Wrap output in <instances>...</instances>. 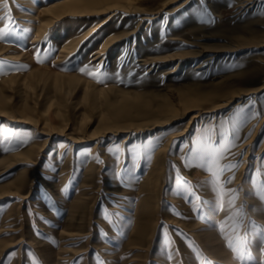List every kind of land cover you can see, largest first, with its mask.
I'll return each instance as SVG.
<instances>
[{
  "label": "rangeland",
  "instance_id": "374dc122",
  "mask_svg": "<svg viewBox=\"0 0 264 264\" xmlns=\"http://www.w3.org/2000/svg\"><path fill=\"white\" fill-rule=\"evenodd\" d=\"M56 1L0 0V264H264V0Z\"/></svg>",
  "mask_w": 264,
  "mask_h": 264
},
{
  "label": "bare ground",
  "instance_id": "6f19581e",
  "mask_svg": "<svg viewBox=\"0 0 264 264\" xmlns=\"http://www.w3.org/2000/svg\"><path fill=\"white\" fill-rule=\"evenodd\" d=\"M173 1H176V0H161V3L163 4V6H167L169 3L173 2ZM249 1L252 2L254 0H249ZM186 3L187 2H185L184 4H186ZM131 5L132 4H131L130 0H58V1L48 5L44 9V11L50 17L51 22H53L54 20H58V19L66 16V15H71L74 13L77 14L79 12L83 13V14H85V13L89 14V13H93L96 11H99V12L103 11L105 13H109V12L111 13L113 11L116 12L117 10H123L125 12H130L131 8H132ZM134 5L135 4H133V6ZM241 5H245V3H243ZM138 8L140 9L141 6H139ZM134 10H136V9L134 8ZM161 10H159V8H154L152 10H147V11L144 10L142 12V14H143L142 17L139 19L144 20L146 18H149L148 15L154 16L155 14L160 13ZM42 25H44V23ZM250 36H252V38H255V39H246L247 41L248 40L256 41V39L264 37V32H262V31L251 32ZM202 52L203 51H201V53ZM196 53H200V52H196ZM164 59L165 60H177L179 58H177V56L175 54H168V55L164 56ZM181 62H182V60H180V62L174 64L172 66V68L168 71V74L176 73L177 71H179L181 68V65H180ZM63 77H65V76H63ZM222 82H220L221 83L220 86H218V85L210 86V88H209L210 91H204V90L201 91L198 89L197 91L192 92V95H189L186 91L184 92V90H181L179 98H180L181 102L191 105L188 109L191 111V109H195L194 106L198 105V104H196V102H200L203 99L214 97V96H219L220 94L225 95V97L227 94H231V97L233 98L234 96H238L240 93H243V92H241L243 89L242 90H240L238 88L237 89H229V88L224 87L225 85H222ZM228 83H230V82H228ZM230 86L233 87V85H230ZM188 89L191 90L194 88H188ZM246 93H248V92H246ZM122 102H123L122 106H124V108H125L123 111H121L122 116L123 115H126V116L130 115V112L132 109H137L139 114H147V113L154 112L155 110L158 112L159 111H162V112L165 111L166 112L168 110L174 109V105L172 104V101H170V99L168 97L165 98L164 102L158 108L152 109V107H151L152 101L150 99L145 98L143 96V94H141V93L126 94V96L123 97ZM116 109H118V108H116ZM162 112H161V114H162ZM118 114H120V113H118ZM197 116L198 115H195L194 117H197ZM108 126H110V125H108ZM127 139L128 138H126L125 140H127ZM31 153H32V151H30V154ZM161 166H163V165H161ZM161 166H159V162L156 163V165L154 167L155 170L153 169L152 173L147 178L146 184L148 186L154 187V184H156V182L158 181L157 180L159 177L158 170L161 168ZM22 182H23V179L20 178L16 182H12V183L6 184L4 186H1L0 187V197L8 195L9 194L8 192L10 191V188H12V186L21 185ZM154 189H156V188L154 187L152 190H154ZM149 191H150V189H149ZM147 227H149V226L147 225ZM150 228L151 227H149V229Z\"/></svg>",
  "mask_w": 264,
  "mask_h": 264
},
{
  "label": "snow or ice",
  "instance_id": "6c2138e0",
  "mask_svg": "<svg viewBox=\"0 0 264 264\" xmlns=\"http://www.w3.org/2000/svg\"><path fill=\"white\" fill-rule=\"evenodd\" d=\"M5 31H7V29H5ZM3 37H4V32H0V39H3ZM210 158H211V157H210ZM209 170L211 171V169H209ZM222 171H223L222 168H218L217 171H213V172H212V175L218 177L219 174H220Z\"/></svg>",
  "mask_w": 264,
  "mask_h": 264
}]
</instances>
